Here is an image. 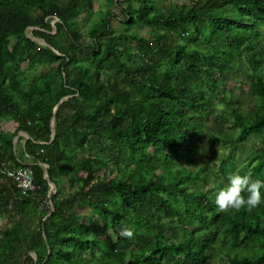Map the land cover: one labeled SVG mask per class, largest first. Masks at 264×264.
<instances>
[{
    "label": "trees",
    "instance_id": "16d2710c",
    "mask_svg": "<svg viewBox=\"0 0 264 264\" xmlns=\"http://www.w3.org/2000/svg\"><path fill=\"white\" fill-rule=\"evenodd\" d=\"M155 2L103 0L82 29L94 0H0V264H264V188L218 212L227 185L196 190L209 169L185 167L254 139L236 173L264 180V0ZM242 75L247 103L217 92ZM23 166L28 195L2 172Z\"/></svg>",
    "mask_w": 264,
    "mask_h": 264
},
{
    "label": "rangeland",
    "instance_id": "374dc122",
    "mask_svg": "<svg viewBox=\"0 0 264 264\" xmlns=\"http://www.w3.org/2000/svg\"><path fill=\"white\" fill-rule=\"evenodd\" d=\"M95 1V7L93 11H89L87 13H83L78 17V23L79 26L83 29H85L90 22L94 19L97 18L100 14L101 11H103L104 8V3L103 0H94ZM192 0H156V6L161 5L162 3H168V4H174V3H183L186 5H189ZM116 8L113 12L115 15L119 13V11ZM50 23L53 22L51 18L48 19ZM112 24L113 27H115L117 30H120L121 25L116 21L115 17H112ZM54 29V28H53ZM132 31L135 34L142 35V36H148L151 33V30L143 25V24H138L134 27H131ZM262 30L264 31V26L262 27ZM26 36L32 37V30L28 28L25 32ZM37 38V37H36ZM37 40L38 39H34ZM249 85L245 80V77L242 75L240 77H237L230 82L228 81L226 84H221L220 87L218 88L217 92L221 95L224 96H230L232 99L237 98L239 101L243 102V105L248 102V94H249ZM215 109H214V114H220V113H228V109L226 105L223 104L220 100H215ZM212 124V123H211ZM2 129L4 132L9 133V137L11 138L12 136V131H13V123L8 122L4 123L2 125ZM12 137V139H14ZM10 139V140H12ZM12 142V141H11ZM254 143V139H250L247 143H242L240 144V147L235 149L232 154L230 155V161L226 163L221 162V158L228 156L226 153V150L223 149V145H218L215 142L213 143V146H215V153L214 156H208V157H197L196 162L193 165L190 164H185V167L191 169L192 172H195L200 166L207 167L209 170L206 171L205 177H206V182L205 180L198 182L196 185V190H204L205 188L209 187H216L215 190H217L221 186L227 185V181L225 176L226 175H231L236 173V171L240 168L242 165L243 161H246L249 159V150L251 147V144ZM19 142H15V145L17 146ZM13 148V145H11ZM178 163V162H176ZM179 166V165H177ZM1 227V223H0ZM112 240L114 239V236L111 231L108 233ZM107 234V235H108Z\"/></svg>",
    "mask_w": 264,
    "mask_h": 264
},
{
    "label": "clouds",
    "instance_id": "9594fccd",
    "mask_svg": "<svg viewBox=\"0 0 264 264\" xmlns=\"http://www.w3.org/2000/svg\"><path fill=\"white\" fill-rule=\"evenodd\" d=\"M228 184L215 194V204L218 212H226L229 209L251 211L262 203L261 189L264 188V180H253L250 175L234 173L229 175ZM247 195H244V194ZM120 235L131 239L134 232L131 228L123 227Z\"/></svg>",
    "mask_w": 264,
    "mask_h": 264
},
{
    "label": "built area",
    "instance_id": "2783aa9c",
    "mask_svg": "<svg viewBox=\"0 0 264 264\" xmlns=\"http://www.w3.org/2000/svg\"><path fill=\"white\" fill-rule=\"evenodd\" d=\"M2 172L6 177L13 181L21 195H28L29 193L35 192L37 187L34 183V175L28 166L10 168L6 167L2 170ZM44 203V200L40 201L39 206H43ZM48 203L50 204L49 200Z\"/></svg>",
    "mask_w": 264,
    "mask_h": 264
},
{
    "label": "water",
    "instance_id": "95a60500",
    "mask_svg": "<svg viewBox=\"0 0 264 264\" xmlns=\"http://www.w3.org/2000/svg\"><path fill=\"white\" fill-rule=\"evenodd\" d=\"M51 19L53 20V22L51 23L52 25H53V23L55 22V21H57L58 19L56 18V17H51ZM31 30L33 29L32 27H29ZM28 28H26V30H27ZM26 30H25V32H26ZM29 38H31L32 40H34V39H38V41L37 40H34V41H36V42H38V43H44L43 42V40L42 39H39V38H36V37H34V36H32V37H29ZM55 52L59 55L60 53H58L56 50H55ZM56 108H57V105L53 108V112L56 110ZM50 127H51V139L54 137V118L52 117L51 118V124H50ZM18 135H23L24 136V140L25 139H27V138H29V136H28V134L26 133V132H19L18 133ZM17 135L15 136V138H14V141L17 139ZM45 166V168H44V178L47 180V182H48V185H49V191H48V196L52 193V191H53V193L55 192V185L48 179V175H47V171H46V169H47V165H44ZM29 255H31L33 258H35V255H34V253H32V252H30L29 253Z\"/></svg>",
    "mask_w": 264,
    "mask_h": 264
},
{
    "label": "crops",
    "instance_id": "0c3cea01",
    "mask_svg": "<svg viewBox=\"0 0 264 264\" xmlns=\"http://www.w3.org/2000/svg\"><path fill=\"white\" fill-rule=\"evenodd\" d=\"M17 139L14 141V139H12V145H13V148H12V151H14L15 150V147H16V145H15V142L17 143V142H19V144H22L23 142H24V136L23 135H18L17 134ZM20 137V138H19ZM18 144V145H19ZM25 163H28V162H25ZM45 165V164H44ZM43 165V167L45 168V166ZM74 177V176H73ZM72 178V177H71ZM68 179H64V186L66 187V190H69V189H74L75 188V185L74 186H72V184L70 183H68V181H67ZM55 190H56V188H55ZM48 191H49V185H48ZM52 193H53V191H52ZM47 195H48V193H47Z\"/></svg>",
    "mask_w": 264,
    "mask_h": 264
}]
</instances>
